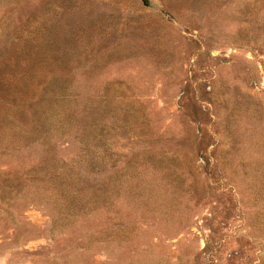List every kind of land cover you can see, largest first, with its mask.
I'll return each instance as SVG.
<instances>
[{
    "label": "rangeland",
    "instance_id": "374dc122",
    "mask_svg": "<svg viewBox=\"0 0 264 264\" xmlns=\"http://www.w3.org/2000/svg\"><path fill=\"white\" fill-rule=\"evenodd\" d=\"M0 264H264V0H0Z\"/></svg>",
    "mask_w": 264,
    "mask_h": 264
}]
</instances>
